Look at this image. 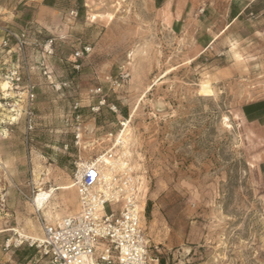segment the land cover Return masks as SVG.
Listing matches in <instances>:
<instances>
[{
	"label": "rangeland",
	"instance_id": "obj_1",
	"mask_svg": "<svg viewBox=\"0 0 264 264\" xmlns=\"http://www.w3.org/2000/svg\"><path fill=\"white\" fill-rule=\"evenodd\" d=\"M52 1L0 20L26 36L25 62L0 43V264H50L42 220L77 213L76 163L110 151L135 170L150 264H264V0L228 28L235 0Z\"/></svg>",
	"mask_w": 264,
	"mask_h": 264
},
{
	"label": "built area",
	"instance_id": "obj_2",
	"mask_svg": "<svg viewBox=\"0 0 264 264\" xmlns=\"http://www.w3.org/2000/svg\"><path fill=\"white\" fill-rule=\"evenodd\" d=\"M70 16L77 18L78 12L72 11ZM4 33L2 45L7 47L15 40L25 62V34ZM52 44H46L47 53H52ZM90 51L84 47L75 57L80 59ZM6 78L15 86L22 82L18 69L9 71ZM26 89L27 99L33 103L34 87L29 83ZM106 159L119 160L124 166L108 178ZM75 167L77 213L56 224L42 220L44 240L32 242L30 247L42 250L50 264H150V246L142 227L141 187L130 162L110 151L94 161H79Z\"/></svg>",
	"mask_w": 264,
	"mask_h": 264
},
{
	"label": "crops",
	"instance_id": "obj_3",
	"mask_svg": "<svg viewBox=\"0 0 264 264\" xmlns=\"http://www.w3.org/2000/svg\"><path fill=\"white\" fill-rule=\"evenodd\" d=\"M16 1H19L20 3H22L23 1H38V0H16ZM40 1L43 4L44 8H47V9H51V8L55 9V8H57L56 1L55 2L52 1V3L50 5H47V3H49V0H40ZM88 1L89 0H74L73 3H74V5L75 4L77 5L78 11H79L84 6L87 7ZM232 1H234V0H232ZM236 1L237 0L234 1L232 9L229 12V14L232 16L231 17L232 19H231L229 25L226 28L230 27L233 24V22H235L237 19H239L241 17V15L245 12V10H247V8L250 6V3H249L243 9H239V8H237ZM254 1L255 0H251V3H253ZM12 2H13V0H0V20H7L9 15L12 13V10H11L12 9V6H11ZM164 2L167 3V0H165ZM3 36H4L3 32L0 29V43L4 39ZM1 52H3V51H0V53ZM0 58H2V55H0Z\"/></svg>",
	"mask_w": 264,
	"mask_h": 264
},
{
	"label": "bare ground",
	"instance_id": "obj_4",
	"mask_svg": "<svg viewBox=\"0 0 264 264\" xmlns=\"http://www.w3.org/2000/svg\"><path fill=\"white\" fill-rule=\"evenodd\" d=\"M9 88H10V85L8 84V83H2L1 84V89L4 91V92H6V91H8L9 90ZM126 125V124H125ZM127 132V131H126ZM125 136H127V135H125ZM122 138V137H121ZM126 141H124L123 143H125ZM106 177H110L111 176V174H112V172H114V168H119V169H121V168H123V166H124V163H121V162H111V161H108L107 159H106ZM113 166V167H112ZM144 206H145V204L142 202L141 203V205H140V209H142V210H144ZM45 211V210H44ZM144 215V214H143ZM48 217V216H47Z\"/></svg>",
	"mask_w": 264,
	"mask_h": 264
},
{
	"label": "trees",
	"instance_id": "obj_5",
	"mask_svg": "<svg viewBox=\"0 0 264 264\" xmlns=\"http://www.w3.org/2000/svg\"><path fill=\"white\" fill-rule=\"evenodd\" d=\"M247 11H248V9H247ZM149 210H150V204L148 203V206L146 208L147 213H149ZM158 262H159V264H167L166 261L163 260L161 257H158Z\"/></svg>",
	"mask_w": 264,
	"mask_h": 264
}]
</instances>
